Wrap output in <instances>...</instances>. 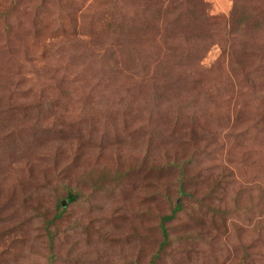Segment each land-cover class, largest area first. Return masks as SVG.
Returning a JSON list of instances; mask_svg holds the SVG:
<instances>
[{"label":"rangeland","instance_id":"1","mask_svg":"<svg viewBox=\"0 0 264 264\" xmlns=\"http://www.w3.org/2000/svg\"><path fill=\"white\" fill-rule=\"evenodd\" d=\"M238 4L264 13V0H0V264H46L51 234L59 264H149L176 204L157 264H264L257 218L217 212L236 210L239 184L254 204L264 189V31L235 37ZM44 102L42 126L60 129L46 139L32 132ZM147 148L190 161L185 176Z\"/></svg>","mask_w":264,"mask_h":264},{"label":"trees","instance_id":"2","mask_svg":"<svg viewBox=\"0 0 264 264\" xmlns=\"http://www.w3.org/2000/svg\"><path fill=\"white\" fill-rule=\"evenodd\" d=\"M17 0H14V2H16ZM171 13V7H169L167 9V11H165L164 15L168 16ZM190 16L193 17V12H190ZM188 16L187 14L185 15V17ZM190 16L188 18H190ZM203 16L205 17L206 21L210 20L205 13H203ZM218 20V19H217ZM216 21V20H215ZM230 22V26L231 27V32L234 35H237L235 37H238L239 34H241L244 31H250L251 33H258L261 31H264V13H260L259 11H254L252 10L250 7H248L245 4H238L234 7V11L230 16L229 19ZM5 29L4 31L6 32L5 39L3 41V43H5L6 45V49L4 51H14L13 48L10 46V40H11V27H10V23L7 22L5 23ZM242 31V32H241ZM241 32V33H240ZM122 36L121 38H123V36H125L124 34V30H122ZM133 42L130 41L129 43V39L127 38L126 40V45H130ZM134 44V43H133ZM15 89H12L11 92L14 93ZM42 92L39 94L40 98L47 99L44 96H42ZM8 96H10L8 99L12 100V96L13 94H10L8 91ZM166 96V95H164ZM157 100V99H156ZM5 109H1V114H3L5 111ZM54 107L49 103V102H44L41 103L40 106H38L35 110V113L37 114V120H40L41 123L35 124L34 125V129H33V133H37L36 135H39V137H42L46 139V137L48 135L51 134V132H55V130H60L59 128L57 129L56 124H52L49 126H42V121L44 120V116L51 114L52 112L54 113ZM172 113H175V110L172 111ZM264 128V125L262 126ZM38 131V132H37ZM263 132V131H262ZM199 140L193 139V143L195 144V146H198L200 141ZM152 143V142H150ZM153 144V143H152ZM33 147V146H31ZM45 147V146H44ZM85 147V146H84ZM83 147V148H84ZM197 149V148H196ZM166 154V153H165ZM152 154L151 151L147 148V152L144 156V160L149 162L148 160H151L150 162H155V168L158 170H165L167 168H174L177 167L178 170L181 172V176L184 177L185 176V169L187 168V165L190 161H182L180 164L177 163V161L174 159L173 163H170V161L165 160L164 159L162 161H158L156 159H152ZM166 155H164L165 157ZM96 160H98V158H96L93 162H95ZM228 173H230L227 170ZM229 174L227 173H223L222 176H220V178H218V180H216L213 184L214 188H212V190H210V192H215L214 189H217L220 187V189L222 188V182L225 179V177H228ZM239 188L238 189H234L232 191V197L230 200V203H234L233 207H236V210H233L234 212H232V210H230V208L226 205H223L218 207L217 212L219 214H221L222 216L228 215L229 212L230 215L233 216H239V214L243 213V215L248 219L249 223L252 222L253 218H257V222L256 224L253 226V230L254 232H256L257 234H260L263 230H264V189L263 187L259 186L258 188V200L256 202V204H254L253 202V194L249 192L247 185L245 184H239ZM75 187V186H74ZM235 187V186H233ZM80 191L76 188H71L69 186L68 190H67V198L68 201L72 203H76L79 197ZM226 195H229V193H226ZM225 208V209H224ZM182 209V205L181 204H176L175 208L173 210V213L169 216H164L163 220H162V241L159 245V249L158 251L151 257L149 264H157V262L161 259V254L165 253L169 247L172 246V239H171V233L169 231V228H167V226L165 225V223L170 222V221H174L176 219L177 213H179ZM56 210L57 213L54 216L53 219L51 220H47V226L51 227L53 225H55V222L57 221V219L59 218L60 214L64 212V209L62 208V204L60 202L56 203ZM225 210V212H224ZM48 233L51 232V229L47 230ZM55 234H57L56 231H54ZM187 237L186 240L188 241H199V240H205L202 238V235H200V233L195 232H190L187 233ZM182 236L184 237V234H182ZM55 237L56 235H49V250L47 252L46 255V264H59V263H64V260L66 259V257H63L62 255H60L59 253H57L55 250ZM182 239V237H181Z\"/></svg>","mask_w":264,"mask_h":264},{"label":"water","instance_id":"3","mask_svg":"<svg viewBox=\"0 0 264 264\" xmlns=\"http://www.w3.org/2000/svg\"><path fill=\"white\" fill-rule=\"evenodd\" d=\"M180 202V199H179V201H178V203ZM66 203H67V201H64L63 203H62V206L64 207L65 205H66Z\"/></svg>","mask_w":264,"mask_h":264}]
</instances>
